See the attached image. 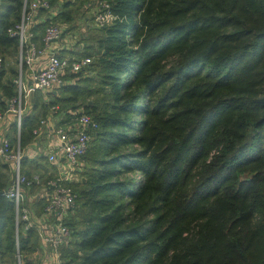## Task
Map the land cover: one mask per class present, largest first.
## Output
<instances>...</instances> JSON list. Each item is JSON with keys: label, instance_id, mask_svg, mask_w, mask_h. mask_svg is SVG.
Returning a JSON list of instances; mask_svg holds the SVG:
<instances>
[{"label": "trees", "instance_id": "16d2710c", "mask_svg": "<svg viewBox=\"0 0 264 264\" xmlns=\"http://www.w3.org/2000/svg\"><path fill=\"white\" fill-rule=\"evenodd\" d=\"M109 1L112 23L84 16L90 31L73 55L90 64L47 99L35 89L21 115L24 148L52 105L61 123L77 111L98 122L81 155L90 165L72 184L80 204L67 218L62 264H264V0ZM49 2L59 11L34 25L36 42L50 20L73 22L91 1ZM22 3H0L3 108L2 96L17 93L19 41L8 28ZM95 76L105 98L88 104ZM10 127L14 143L16 121ZM45 164L54 166L25 155L22 171ZM7 166L0 159V264H35L37 230L20 222L16 236L14 201L2 193Z\"/></svg>", "mask_w": 264, "mask_h": 264}, {"label": "built area", "instance_id": "2783aa9c", "mask_svg": "<svg viewBox=\"0 0 264 264\" xmlns=\"http://www.w3.org/2000/svg\"><path fill=\"white\" fill-rule=\"evenodd\" d=\"M93 24L104 26L112 23L117 15L112 11L109 0H93ZM1 3V0H0ZM51 9L49 0H23L20 19L8 28L9 35L16 36L19 41L18 73L14 77L17 93L6 99V107L0 104V119L11 112L16 116V141L11 143L9 137L0 135V159L8 164L12 171L11 184L2 193L14 201L16 236L19 223L23 229L35 227L45 250L49 252V264H62L59 248L71 235V227L67 218L76 203L77 193L71 183L75 165L80 162L81 155L86 151L93 137L97 120L89 113L73 112L71 118L63 121L57 114V105L42 117L33 128L34 136L43 138L42 145H36V151L26 150L20 145V123L22 115L21 94L24 85L23 69L38 57L39 52L45 53L44 63L34 70L30 76L29 87L51 91L64 83L73 82L66 74L85 70L90 64V56L62 55L56 41L61 37L63 27L60 23L50 20L46 25L39 49L34 39V25L37 22L39 9ZM2 57H0V66ZM27 156H44L50 163L58 165V172L48 176L45 182L38 174L31 177L22 171V158ZM43 184L41 197L45 200L40 215H35L25 200V190L31 185ZM31 264V263H30ZM67 264H76L71 261Z\"/></svg>", "mask_w": 264, "mask_h": 264}, {"label": "crops", "instance_id": "0c3cea01", "mask_svg": "<svg viewBox=\"0 0 264 264\" xmlns=\"http://www.w3.org/2000/svg\"><path fill=\"white\" fill-rule=\"evenodd\" d=\"M58 5L59 4L57 3L56 6H53V7H51L50 10L45 11L42 14L43 16H39L38 17L37 22L45 19L47 16L51 17V16L56 15L57 12L59 11V6ZM72 34H74V33L67 34L66 36L62 35L56 41L55 44L58 46V50H59L60 54H62V55H73V54H75V52H77L78 48L83 45L82 44V39H79V41H77L78 38L76 37L77 38V40H76V38H74L75 35L72 36ZM81 38H82V36H81ZM76 42H78L77 47L75 46ZM36 44H37V47L39 49H41L43 47V43L40 40L37 41ZM8 58H9V60L6 62L7 72H8V67L10 65H12V64H15L13 56L7 55V59ZM44 59H45V53L44 52H39L38 53V57L31 63V65H25L24 66V69H23L24 85H23L22 94H21L22 114H27V113L31 112V110H32V106H33L32 105V96L34 94V90L35 89L29 87L30 76H31V73L34 70H36L39 67H41V65L44 63ZM16 65H17V68H18V62H17ZM13 80H14V78H13ZM16 88H17V86H16ZM0 93H1V91H0ZM42 97L44 99L48 98L47 95H46V91H44V90H42ZM2 98L6 100L8 97L2 96ZM15 121H16L15 114H13L11 112L6 113L5 116L0 119V135H6L7 137H9L8 135L12 134L10 126ZM16 135H17V132H16ZM42 142H43V138L41 136H39V139H38V136H36V137L34 136L33 139L30 140V142L28 143V145L26 146L25 149L26 150L31 149V151L34 152V151H36V145L40 146V145H42ZM29 157L35 158V156H29ZM51 164H53V163H51ZM53 165L55 167H57V172H58V165L57 164H53ZM6 171H7L8 177L10 179L13 176V171H12V169H11V167L9 165L6 167ZM34 174H38L39 175V172L34 171V173L32 175H34ZM55 174H57V173H55ZM34 187L37 189V191L36 192H32L31 197H29L28 194H27V191L30 188L25 190V195H26L25 196V200H26V202L28 204H30V206H31L33 212L35 213V215H40L42 213V210H41L42 206H39V204H40L39 200H42V201L44 200L41 197V190L43 189V186L42 185L41 186L35 185ZM47 254H49V252L44 249V247H43V245L41 243V247L39 249H37L36 252L34 254H32L31 256H32V259L37 264H49V260H47L48 259V255Z\"/></svg>", "mask_w": 264, "mask_h": 264}, {"label": "rangeland", "instance_id": "374dc122", "mask_svg": "<svg viewBox=\"0 0 264 264\" xmlns=\"http://www.w3.org/2000/svg\"><path fill=\"white\" fill-rule=\"evenodd\" d=\"M61 1V0H60ZM91 2H86L84 4V11L80 10V13L77 14L76 18L74 19L73 22H66V21H55V22H58L60 23V25L63 27L64 29V33L63 35L66 36L67 34H70V33H74L72 34V36H74V38H76L77 41H79L80 37H81V32L83 31L84 33L90 31V30H87V28L85 27V24L87 22V20L84 18L85 14H87L88 16L90 17H93V10H94V2L93 0H90ZM90 4V7L88 6ZM87 8V10H86ZM89 23H91V26H95L93 24V22L91 20H89ZM77 33V34H76ZM77 44L78 42H76V47H77ZM15 60V58H14ZM93 70H91V73ZM16 76V75H15ZM14 76V77H15ZM97 81H93V83L91 82L89 85L91 87H95L94 88V91H91V93H85L83 96H82V100L83 102H86L88 101V104H91L92 102H99L101 101V99L103 100L105 98V96L103 97V93L102 92H99V87L97 85H99V82H98V79L96 78V76L94 77ZM98 82V83H97ZM103 97V98H102ZM83 106V105H81ZM38 139H39V136H38ZM90 165V160L86 158V155L85 157L83 156L81 159H80V162L75 165V169H74V174H73V179L71 181V183L76 186H79L81 185V178L83 177V172L84 170ZM39 173H42V177L46 176V175H53L55 174V172L57 173V167L55 166H51L50 164H45L43 165L42 167H40V169L37 171ZM32 188V189H31ZM28 191H27V194L29 197H31V194L32 192H36L37 189L35 187H31ZM79 201L75 203L74 205V208L72 209L71 211V215L73 213H77L78 212V206H79ZM78 205V206H77ZM69 214V215H70ZM79 214H80V210H79ZM81 216V215H80ZM37 250V249H36ZM35 250V252H36ZM34 252V251H32ZM31 253V252H30ZM19 253L17 251V257H18V260L20 259L21 261H24V257L23 255Z\"/></svg>", "mask_w": 264, "mask_h": 264}]
</instances>
